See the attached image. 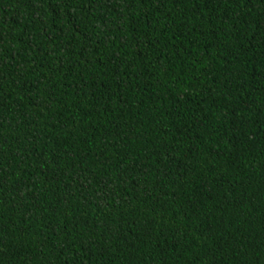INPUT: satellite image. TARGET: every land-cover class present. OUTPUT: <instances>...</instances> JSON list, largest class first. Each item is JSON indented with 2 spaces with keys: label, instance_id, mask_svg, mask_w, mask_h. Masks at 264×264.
Wrapping results in <instances>:
<instances>
[{
  "label": "trees",
  "instance_id": "16d2710c",
  "mask_svg": "<svg viewBox=\"0 0 264 264\" xmlns=\"http://www.w3.org/2000/svg\"><path fill=\"white\" fill-rule=\"evenodd\" d=\"M0 264H264V0H0Z\"/></svg>",
  "mask_w": 264,
  "mask_h": 264
}]
</instances>
